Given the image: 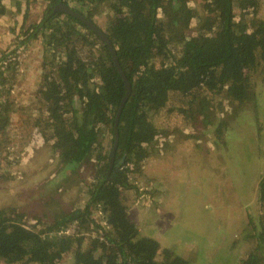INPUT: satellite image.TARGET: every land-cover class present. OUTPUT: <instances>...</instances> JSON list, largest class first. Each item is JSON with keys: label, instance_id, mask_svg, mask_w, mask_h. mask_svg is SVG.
<instances>
[{"label": "trees", "instance_id": "16d2710c", "mask_svg": "<svg viewBox=\"0 0 264 264\" xmlns=\"http://www.w3.org/2000/svg\"><path fill=\"white\" fill-rule=\"evenodd\" d=\"M43 1L46 9L41 21L23 33H27L24 42L41 34L51 58L49 73L37 90L45 104L41 125L50 133V148L60 165L80 168L94 158L98 166L93 183L86 184L89 197L83 208L54 214L44 230L26 228L21 214L8 217L7 210L1 208L0 261L58 264L71 254L73 264H187L170 252L158 260V245L139 235L128 220L123 192L133 189L129 174L152 151L158 132L149 114L165 108L170 95L205 96L197 115L207 120L213 113L212 101L206 97L211 93L222 95L230 104L244 105L252 100L246 75L260 66L264 70V19L257 18L264 0H199L203 17L189 8V0ZM58 3L94 24L93 14L108 4L105 29L95 25L112 44L130 84V96L117 124L111 169L115 118L125 95L124 83L98 36L71 16L51 15ZM4 12L0 7V16ZM194 18L199 32L189 36L186 29ZM6 57L1 56L0 65ZM7 72L14 74L15 65L0 70V94L5 98L2 104L0 99V139L11 113L7 103L11 88L1 87ZM102 129L110 139L107 148L99 147ZM258 201L264 204V175L258 183ZM96 209L102 213L101 223L92 218ZM85 225L94 236L79 233V227ZM71 227L79 238L64 234ZM252 238L257 240L256 254H249L241 264H264L259 254L264 228Z\"/></svg>", "mask_w": 264, "mask_h": 264}, {"label": "rangeland", "instance_id": "374dc122", "mask_svg": "<svg viewBox=\"0 0 264 264\" xmlns=\"http://www.w3.org/2000/svg\"><path fill=\"white\" fill-rule=\"evenodd\" d=\"M28 1L30 9L26 18V11L21 16L25 19L14 39L15 45L2 54L7 55L5 61L9 60L8 64L15 65V72L12 74L14 76L9 72L5 73L4 84L1 85L6 90L11 88L7 97L11 113L4 136L0 139L4 147V151L0 152V209L7 210L8 217L21 214L22 225L40 231L52 221L54 214L73 211L77 207L83 208L89 197L86 184L91 186L93 183L98 165L92 158L80 168L62 166L52 153V142L48 138L50 133L41 125L46 116L45 104L37 96L43 76L49 73L51 58L41 34L36 39L32 37L25 42L27 33L23 34L41 21L46 3L40 0L35 5L36 0ZM199 3V0H189L188 6L199 11V16L203 17ZM93 15L95 24L104 30L106 19L110 16L108 4H102L99 12ZM257 18L264 19V6L258 8ZM196 30L197 21L194 18L186 31L189 36H195L199 32ZM246 76L250 82L252 100L244 105L230 104L222 95L211 93L206 96L212 101L210 108L213 113L209 120L203 115H197L198 107L204 104L200 103L201 98L205 97L203 95L197 98L192 95H170L165 108L158 113H150L149 120L158 132L156 142L152 144L149 157L135 165V171L129 174L133 189L123 192L127 218L140 234L145 233L146 227L136 221V214H146L144 221L153 220L151 212H147L150 210L148 207L158 210L156 200L161 195V190L164 192L163 199H170L167 194L176 188H184L183 192L191 189L194 193L202 190L204 194H211L208 199L212 202L220 200V203L226 204L219 213L221 217L224 216L221 221L226 222L222 233L225 238L230 239H226V245L222 249H217V255H208L217 241L201 240V223H188L186 227L189 231L184 230L186 235H194L198 239L191 246L197 249L201 245L204 251L198 249L201 256L190 257V261L185 259L187 264H241L249 254H256L257 240L252 236L260 232L261 227L264 228V204L255 200V197L258 200L259 180L264 175V70L260 66L255 71L247 72ZM3 88L1 91L5 90ZM0 99L2 104L5 99L3 94H0ZM102 131L99 147L107 148L110 139L106 131ZM178 132H188L185 136L188 147L185 145L181 150L176 143ZM187 148L191 151H187ZM177 157L185 160H175ZM179 160L191 161L189 167H192L187 179L183 177L180 183L173 172V167ZM172 161H175L173 165ZM181 167H185V164L182 163ZM187 180L189 184L185 187ZM69 182V186H66ZM186 188L188 189L185 190ZM173 196L178 198L179 192H175ZM199 198V202L204 204L202 194ZM198 208L194 207L193 210ZM155 215L159 218L158 213ZM201 217L206 218V213L203 212ZM92 218L97 223L103 222L102 213L98 209L94 210ZM157 221L160 245H168L173 241V232L163 234L159 220ZM88 227H79L82 231L79 233L94 236L95 232L88 230ZM74 230L71 227L64 234L77 239L80 234ZM174 244L181 247L176 238ZM74 248L75 246L71 253ZM166 252L169 253L158 247V260L165 259L168 255ZM259 254L264 258V244ZM172 255L182 258L174 253ZM0 264L6 263L0 261ZM58 264H73L72 255H65Z\"/></svg>", "mask_w": 264, "mask_h": 264}, {"label": "crops", "instance_id": "0c3cea01", "mask_svg": "<svg viewBox=\"0 0 264 264\" xmlns=\"http://www.w3.org/2000/svg\"><path fill=\"white\" fill-rule=\"evenodd\" d=\"M38 1L40 0H36L34 4L36 5ZM0 7H2L5 10L4 15L0 16V57H1V55L5 51L14 47L15 45V44L13 45L14 39L19 34L20 31L19 29L22 28L24 22V17L21 18V16H24L25 11H26L25 16L27 15V12L30 9L29 8L30 5L28 0H0ZM19 26L21 27L19 28ZM187 133L188 132L177 133L178 139L176 140V143L179 150H181V148L183 149L185 145L186 147H188V143L185 139ZM186 150L191 151L188 150V148ZM176 159L185 160L183 157L182 158L177 157L175 158V160ZM183 160H179L173 167L174 168L173 172L177 176V181L179 183L182 182L183 177L187 179L188 171L192 169V167H189L191 161H183ZM174 162L172 161V165ZM182 163L185 164V167H181ZM188 184L189 183L187 180L184 184L185 187L188 186ZM183 189L184 188L178 190L177 188L173 190L169 189L172 190L170 194H167L170 199H163L164 192L163 190L160 191L162 193L159 196V198L156 200L158 210H154L155 207L152 206L148 207L150 208V210H148V208L144 209V211L148 210L147 212H151V216L154 217L153 220L144 221L143 218L147 217L146 214H143L142 212L136 214L137 217L136 221H139L140 225L146 227L145 231L141 228L145 233L140 234L139 233L140 231L138 230L139 235L145 238L149 237V239H152L153 241L158 243V247H160V249L162 248L164 251L168 250L171 254L173 253L177 254L180 257H182L181 259H184V261L187 262L190 261V257L196 258L198 256L199 257L201 256V252H198V249L204 251V248L201 245L199 247L196 246L197 249L193 247L198 242V239L194 235H186L185 232V231H189V228L186 227L188 223L194 224L200 222L202 227L201 237H200L201 240L208 239V240L217 241L216 246L208 253V255H213V254L217 255L216 254L217 249L218 248L222 249L226 245L227 242L226 239L228 240L230 239L229 237L225 238L224 234L222 233V227L224 226V224H226V222L221 221L224 219L223 218L224 216L221 217L219 213L221 208H224L226 204L224 205L222 202L220 203V200L217 202H212L211 200L208 199L209 196H211V194H204V191L202 190H200L197 193H194L193 191H191V189L189 191L183 192L182 191ZM187 189L188 188H186L185 190ZM175 192H179L178 198L173 196ZM180 192L182 193L180 194ZM201 194L203 197L202 201L204 202V204L199 202L200 201L199 195ZM167 200L168 202H166ZM255 200L258 201L256 197ZM194 207H199V208L193 210ZM203 212L206 213V218L201 217V214H203ZM211 212L213 213L210 215ZM156 213L159 214V218L156 217L155 215ZM157 220H159L161 231L164 232L163 234H168L170 232H173V235L171 237L173 241L170 242L168 245L165 246L160 245L161 236L158 230L156 229L158 222ZM176 229L179 230L176 231ZM153 235L156 236L153 237ZM175 238L179 240V242L181 243V247H178L176 244H174ZM219 253L220 252L218 251V254ZM209 257L211 258V256ZM215 260L218 261L217 259ZM197 263H199V260L197 261Z\"/></svg>", "mask_w": 264, "mask_h": 264}, {"label": "water", "instance_id": "95a60500", "mask_svg": "<svg viewBox=\"0 0 264 264\" xmlns=\"http://www.w3.org/2000/svg\"><path fill=\"white\" fill-rule=\"evenodd\" d=\"M54 13H62L68 16H71L72 18L78 20L79 22H81L84 26H86L88 29H90L96 36H98L100 38V40L106 45V47L108 48V51L111 54L113 63L119 73V75L122 78V81L124 83V88H125V95L123 97V99L121 100L120 106L118 108V112L115 118V126H114V134H115V145L113 147L112 150V154H111V160H110V169L113 165V161H114V154H115V150L117 147V140H118V131H117V124L119 121V116L121 114V111L123 109L124 104L126 103L127 99L130 96V84L128 83L119 63H118V59L116 56V52L112 46V44L109 42L108 38L106 37V35L104 34V32H102L94 23H92L90 20H88L86 17H84L83 15L73 11L71 8L67 7L66 5L62 4V3H58L56 6L53 7L52 9V14Z\"/></svg>", "mask_w": 264, "mask_h": 264}, {"label": "built area", "instance_id": "2783aa9c", "mask_svg": "<svg viewBox=\"0 0 264 264\" xmlns=\"http://www.w3.org/2000/svg\"><path fill=\"white\" fill-rule=\"evenodd\" d=\"M8 63H9V60L8 61H4L3 63H1L0 70H4L6 68V66L8 65Z\"/></svg>", "mask_w": 264, "mask_h": 264}]
</instances>
